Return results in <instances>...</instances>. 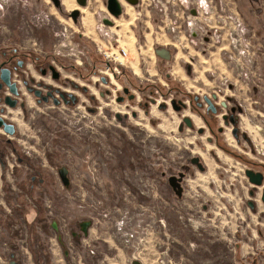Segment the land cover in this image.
Masks as SVG:
<instances>
[{"label": "rangeland", "instance_id": "rangeland-1", "mask_svg": "<svg viewBox=\"0 0 264 264\" xmlns=\"http://www.w3.org/2000/svg\"><path fill=\"white\" fill-rule=\"evenodd\" d=\"M74 1L58 7L53 0H0V60L17 49L27 57L26 75L78 97L60 106L38 104L22 84L27 109H8L6 117L18 127L11 138L25 161L0 143L10 155L6 167L0 161V206H27L9 221L0 208V264H264L262 191L252 209L244 164L231 156L239 147L231 128L225 127L219 143L209 142V129H180L183 115L169 101L188 90L210 91L209 73L239 87L236 76L219 68L221 52H235L240 64L252 57L256 85L239 98L247 108L241 125L264 146V0H123L125 13L112 26L102 19L105 0L86 6ZM74 7H80L79 21L70 16ZM206 28L217 29L219 39L207 44ZM195 30L198 46L192 43ZM110 41L130 53L113 83L103 81L107 65L97 46ZM158 47L171 48L173 58L159 57ZM35 62L40 69L52 64L60 83L43 76ZM186 65L195 82L181 78ZM124 86L135 100L118 101ZM254 91L257 103L248 96ZM154 99L168 100L167 110ZM184 114L201 125L189 108ZM192 156H200L207 171L189 163ZM185 166L178 196L168 178ZM62 167L69 170V186Z\"/></svg>", "mask_w": 264, "mask_h": 264}, {"label": "flooded vegetation", "instance_id": "flooded-vegetation-1", "mask_svg": "<svg viewBox=\"0 0 264 264\" xmlns=\"http://www.w3.org/2000/svg\"><path fill=\"white\" fill-rule=\"evenodd\" d=\"M59 1L61 3L63 2V0H59ZM119 1L122 6V11L120 14H115L110 10L108 0H105L107 14L104 15L102 19L106 24L110 26L115 24L116 18L123 16L125 13V3L123 0H119ZM126 1L132 3V0H126ZM139 1L140 0L132 4L136 5L137 3H139ZM61 6H58V7H61ZM75 8L80 9V7H74L70 11V16H72L71 12ZM191 12L193 14H196L198 11L195 8H193ZM80 14H81V11L77 13V19L75 20L79 21ZM205 32H207L205 35L207 36L205 37V42L209 44L210 38L211 39L215 38L213 35V30L212 29L209 30L206 28ZM199 36H200L199 33L196 32L195 30L194 37L192 38V39H195V41L192 40V43L195 42L196 46H198L196 38H198ZM218 43H220V41H218ZM159 48H163V47H159ZM202 48H203L202 52H205V54L209 53L208 49H206L203 46ZM168 49H170L171 51V59H172L173 52L171 48H168ZM243 52L245 53L246 51L244 50ZM221 53H222V56H221L222 60H224L228 64V66L230 65L231 62L233 63V66L232 67L230 66L231 68L228 67L230 70L231 76L233 77L236 76L238 85H245L247 87L249 92L246 91V94L250 93L253 90V86L256 85L255 84L256 82L255 59L252 58L253 61L251 60V62H247V63H246V60H243V65H241L239 62L235 63L236 61L235 57H237L235 52H231L230 54H227L225 52H221ZM248 53L250 54V56L252 55L253 57H255V50L253 48V50L251 51V47L249 45H248ZM224 56H227L228 60H226ZM2 57L3 59L0 60V117H3L8 123L15 124V133L10 135L7 132H5L4 127H0V132L3 131V133L5 134V138H2V136L0 135V143H4L5 141L7 143V146L11 148L12 153L16 155V159H18L19 162H24L25 158H22L21 156L18 155L17 153L18 148L16 146V143L11 138L13 136H16V134L18 133L17 124L12 120L11 121L8 120V118L6 117V114L9 108L17 109L20 107L22 110L27 109L26 98L23 97L25 93L23 92L22 84L30 92V94L33 96V98L38 104L54 103L55 106H60L63 102L65 103L67 100L69 101V103L70 101L74 103V101H72V98L69 95V92L66 93L62 91L60 89V86L48 84L44 81L36 80V78L33 76L26 75L24 73V68L27 65V57L25 55H21L17 49L10 50L8 53L4 54V56ZM194 60H196V58ZM234 63L236 64V66L234 65ZM36 65H37L38 70H40L43 76L51 75V78L54 81L60 83L61 74L56 69L59 72V76L57 78L54 77V74L51 70V66H53L52 64H49L48 67H44L41 69L40 67H38L39 65L37 63ZM186 69L190 77L197 76L194 74L192 66H187ZM8 70L10 71L12 82H15L17 85V89L19 92L18 94L13 93L11 88L4 82V77L6 76ZM209 76L211 77V80L213 82V86H212L213 88L210 91H207L203 88H200L202 92L198 91V93H196V91L193 92V91L188 90V94H185L184 98H181V97L171 98L169 101H171L170 103L172 104L174 109L183 115V122L180 124V129H183L185 126H188L190 128L197 129V131L201 134H205L207 132V129H209V131L211 132V135L208 136L209 142L219 143V141L221 140L220 136L223 133H225V130H224L225 127L231 128L232 133L236 139V143L239 146L236 150V155L231 154V156H233L234 158L238 160L237 163L242 162L244 164V167H245L244 174L246 175V179H247L246 181L248 182L250 186H252L249 190V193L251 194V196L254 197L253 198L254 200L249 201V206L252 209H256L257 204H258L257 196L259 195L260 191H262L261 200L264 204V199H263L264 185L260 187V186L253 184L250 181L249 177L247 176L246 170L251 169V170H254L256 173H262L264 176V146H262V144L260 146L259 143L256 142V140L252 139L250 136V132L243 130V127L241 124H242V120L245 119L247 108L245 107L243 102L240 101L239 99L238 92L236 91L237 85L234 84V82L232 83V81H229V80H226V81H224L223 79L221 80L219 77H216L214 73L210 74ZM125 88H128L129 92H126ZM254 89H255V86H254ZM228 90H230L232 93L231 92L229 93ZM255 92L256 91L252 93H255ZM251 94H249L248 96L251 97ZM131 95H134V97L130 98ZM7 97H10V98L7 99ZM119 98H123V100L120 102H123L126 99L133 101L135 100L136 95L131 93L130 87L124 86L123 91L120 93V96L118 97V99ZM93 99L95 100V96L93 97ZM77 100H78V97L76 96L75 102ZM208 100H211L213 106L210 104ZM169 101L165 100L164 102L161 103V105L166 106L165 108H162V109L167 110L169 106ZM173 101H175V104H173ZM8 102H17V104L15 107H11ZM254 103H257V100L256 101L254 100ZM188 108L192 112V114H195L198 118H200L201 125H197V123H195V120H194L195 118L192 115L184 114V111ZM214 108L216 109V111H214ZM187 117L190 118L191 123H192L191 125H188V123L185 122V118ZM247 117L249 118L251 126H255L256 125L255 117H251L249 115ZM213 122H217L218 126H215ZM200 129H203V132H200ZM241 146L244 149H248V150H242L240 148ZM249 150L253 153L252 156L250 155ZM257 153L262 155L263 157L259 156ZM27 154H30V153H27ZM9 156L8 154L0 151V161L4 167L7 166L5 159H9ZM196 158H199V159H196ZM189 163L196 166L202 172L207 171L206 170L207 167L200 156L190 157ZM200 165H202V168L200 167ZM186 170H188L187 166H185L182 171L178 172V174H171L168 178L169 186L176 193L178 192L180 187L182 188V192H183V189H184L183 181L185 180L186 175H187ZM37 177H38L37 174L31 176V180L33 181V183H31L32 188L35 186ZM173 177H176V178H173ZM40 182H42V179ZM263 184H264V177H263ZM174 185L176 187H174ZM26 206L27 204H24V205H21L19 208L13 207L11 209L8 204L7 206L4 204L3 206H0V208H3L4 220L6 219L9 221V219L11 220L13 218H16L18 215L22 216V214L25 211ZM6 209H9L8 210L9 212H7ZM4 220L0 218V223L2 222L5 223ZM26 230L27 229H25V231ZM26 233L28 232L26 231ZM238 247L240 246L238 245ZM15 256L16 254L12 252L11 257L14 258ZM12 261H16V260L11 259L10 264ZM247 261L248 260H244L246 264H249L250 262H247ZM226 264H230V263H226ZM240 264H242V262Z\"/></svg>", "mask_w": 264, "mask_h": 264}, {"label": "water", "instance_id": "water-1", "mask_svg": "<svg viewBox=\"0 0 264 264\" xmlns=\"http://www.w3.org/2000/svg\"><path fill=\"white\" fill-rule=\"evenodd\" d=\"M54 2L58 5V6H61L62 3L59 1V0H54ZM77 2L79 3V5H84L86 6L88 4V0H77ZM109 2V8L110 10L115 13V14H120L121 11H122V6H121V3L119 0H108ZM138 2V0H132V3H136ZM80 11L79 8H75L72 12H71V15L74 17V20L77 19V13ZM107 21V20H106ZM155 52L156 54L165 59V60H170L171 59V51L170 49L168 48H157L155 49ZM51 70L54 74V77L57 78L59 76V72L56 70V68L54 66H51ZM103 81L107 82L106 78L103 77ZM4 82L11 88L12 92L15 93V94H18V89H17V85L15 82H12L11 80V74H10V71L8 70L6 76L4 77ZM125 91L126 92H129V89L128 88H125ZM69 95L71 96L72 98V101L75 102L76 100V95H74L73 93H69ZM64 96V94H63ZM134 95H131L130 98H133ZM10 98V97H7V99ZM123 98H119L118 101H122ZM210 102V104L213 106L211 100H208ZM9 105L11 107H15L17 102H8ZM66 104L69 103V101L67 100L65 102ZM173 104H175V101H173ZM166 106L165 105H161L160 108H165ZM179 109V108H177ZM214 111H216V109L214 108ZM118 117L120 118V114H117ZM185 122L188 123V125H191V120L190 118H185ZM0 127H4V130L5 132H7L8 134H14L15 133V124L14 123H8L3 117H0ZM200 132H203V129H200ZM236 132V131H235ZM196 159H199V158H196ZM194 161V160H193ZM200 167L202 168V165H200ZM68 168L66 167H62L59 169V174L61 176V179L63 181V183L66 185V186H69L70 185V179L68 177ZM246 174L247 176L249 177L250 181L257 185V186H260L262 187L264 184H263V174L262 173H256L254 170H251V169H248L246 170ZM173 178H176V177H173ZM172 178V179H173ZM174 187H176L174 185ZM178 195H182V188L180 187L178 192H177ZM263 199H264V194H263ZM90 225V222H85L83 223V227H84V231L87 230V227ZM11 264H18V262L16 261H12ZM133 264H141L140 261H133Z\"/></svg>", "mask_w": 264, "mask_h": 264}, {"label": "built area", "instance_id": "built-area-1", "mask_svg": "<svg viewBox=\"0 0 264 264\" xmlns=\"http://www.w3.org/2000/svg\"><path fill=\"white\" fill-rule=\"evenodd\" d=\"M192 23H193L192 20L188 21V24H191V28H195L196 26L194 25L192 26ZM206 33L207 32H205V34ZM213 35L219 38L220 32H218L217 29H214ZM108 43H107L108 45L107 44L105 45L97 44V46H98L99 51L103 54V56L105 57V60L107 61V69L103 70L102 73L106 74L107 77H109V80L112 81L111 83H113L114 81L113 79L116 76V74H118L119 68L122 67V65L126 64L127 62H129L130 53H129L128 48L126 46H122L120 43L116 46L117 48H113V44L111 41ZM248 55L250 56L249 53ZM251 60H252V57L251 58L248 57V59L246 60V63L251 62ZM241 65H243V63ZM162 101L164 102L165 100L157 99L154 101V103L159 105L160 103H162Z\"/></svg>", "mask_w": 264, "mask_h": 264}, {"label": "crops", "instance_id": "crops-1", "mask_svg": "<svg viewBox=\"0 0 264 264\" xmlns=\"http://www.w3.org/2000/svg\"><path fill=\"white\" fill-rule=\"evenodd\" d=\"M66 1V0H65ZM75 2V1H74ZM66 3V2H65ZM68 6V5H67ZM171 43H173V42H171ZM175 46H177L175 43H173ZM190 45H192L191 43H190ZM176 59H177V56H176ZM192 59H195L194 57L192 58ZM183 61V60H182ZM206 61V60H205ZM207 61H209V58L207 59ZM218 61H219V68H223V71H225V72H227L228 74H231L230 73V71L228 70V64L224 61V60H222V59H218ZM177 62V61H176ZM180 62V61H179ZM176 63V64H180V66L182 65L181 63ZM208 63V62H207ZM187 66V65H186ZM211 68V63H209L208 64V66H207V71L209 70ZM185 69H186V67H185ZM185 74H184V76H182L181 78H183V79H188V81H192V82H195L197 79H198V77L196 76H194V77H190L189 75H188V73H187V71L185 70ZM228 74H226V75H228ZM210 75V74H209ZM210 84L212 85L213 84V82H212V80L210 81ZM193 86H194V84H192ZM237 92H238V96H239V98L240 97H244V95H247L246 94V91L248 92V89H247V87L245 86V85H239V87H237V90H236ZM256 94L255 93H252L251 94V97L250 98H252L253 100H255L256 101Z\"/></svg>", "mask_w": 264, "mask_h": 264}, {"label": "trees", "instance_id": "trees-1", "mask_svg": "<svg viewBox=\"0 0 264 264\" xmlns=\"http://www.w3.org/2000/svg\"><path fill=\"white\" fill-rule=\"evenodd\" d=\"M103 60H104V62H106V65H107V61L105 60V58H104ZM117 75H118V74H116V77H117V78H120V76H117ZM168 77H169V76H168ZM106 80H107V82H109V81H110V80H109V77H107ZM139 90H140L141 92L143 91V89L140 88V87H139ZM154 100H155V99H154ZM154 100H153V101H154ZM141 104L143 105L144 103L141 102ZM147 106H148V103L145 104V107H146V108H147ZM233 155H234V154H233ZM235 155H236V153H235Z\"/></svg>", "mask_w": 264, "mask_h": 264}, {"label": "bare ground", "instance_id": "bare-ground-1", "mask_svg": "<svg viewBox=\"0 0 264 264\" xmlns=\"http://www.w3.org/2000/svg\"><path fill=\"white\" fill-rule=\"evenodd\" d=\"M66 2L68 5H74L75 4L74 0H66Z\"/></svg>", "mask_w": 264, "mask_h": 264}]
</instances>
